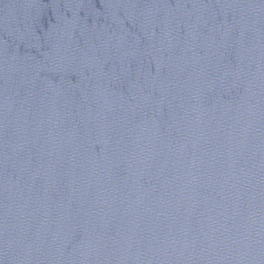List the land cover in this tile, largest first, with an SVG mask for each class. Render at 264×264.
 <instances>
[{
    "label": "water",
    "instance_id": "water-1",
    "mask_svg": "<svg viewBox=\"0 0 264 264\" xmlns=\"http://www.w3.org/2000/svg\"><path fill=\"white\" fill-rule=\"evenodd\" d=\"M0 264H264V0H0Z\"/></svg>",
    "mask_w": 264,
    "mask_h": 264
}]
</instances>
